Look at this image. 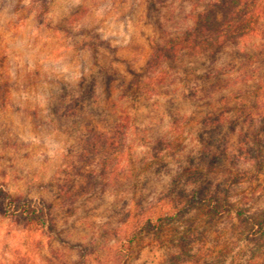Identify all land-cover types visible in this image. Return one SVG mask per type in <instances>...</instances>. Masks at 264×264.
Here are the masks:
<instances>
[{
    "label": "rangeland",
    "instance_id": "374dc122",
    "mask_svg": "<svg viewBox=\"0 0 264 264\" xmlns=\"http://www.w3.org/2000/svg\"><path fill=\"white\" fill-rule=\"evenodd\" d=\"M227 1L0 0V186L52 220L0 216V264H264V133L257 160L240 144L264 117V0L235 3L236 43L146 69ZM125 118L122 148H91Z\"/></svg>",
    "mask_w": 264,
    "mask_h": 264
},
{
    "label": "trees",
    "instance_id": "16d2710c",
    "mask_svg": "<svg viewBox=\"0 0 264 264\" xmlns=\"http://www.w3.org/2000/svg\"><path fill=\"white\" fill-rule=\"evenodd\" d=\"M242 0H229L225 3L220 4L221 8H223V15L220 21H215V17L211 18L213 24H210L211 31H213V35L206 36L204 38H196L191 34H186V36L182 38H169L165 40L161 46H157L154 52L150 56V60L147 63V68H156L163 64L164 62L174 63L176 58H178L181 54H187L190 58H195L204 55H211V57L219 51L223 46L227 43L234 44L237 40L244 35L243 27V18L247 11L244 9L239 10L235 3H241ZM254 1V0H253ZM216 8V7H215ZM202 28V27H201ZM203 29V28H202ZM202 29L198 30V32L202 31ZM215 73H207L203 74L201 78H210ZM113 81L112 76L107 77V82L110 83ZM130 87V86H129ZM132 87V86H131ZM130 87V89H131ZM252 94L254 97H262L264 98V83L256 86ZM220 116L218 115L216 118L211 117L202 119L201 125L203 127L201 135L199 137L200 141L203 140V135L205 134V128L212 130L219 129L220 127ZM207 117V116H205ZM129 124L127 118L125 121H119L116 123L113 128L108 132H98L96 128H92L89 132V144L91 143V148L96 150L97 147L113 151L119 150L124 146L125 133ZM233 131V129H232ZM210 132V131H209ZM264 133V117L262 118L260 125L254 130L251 131L247 136L240 135L241 139L240 144L247 143L253 144L255 149L253 150V154H250L252 159L257 160L260 157V139L259 133ZM211 135V141L213 135ZM93 143H92V142ZM211 145V144H210ZM245 154L249 155V152H245ZM214 201L213 196L207 194L203 198H200V201ZM46 209V210H45ZM214 209V208H213ZM227 207H222L220 210L214 209V214L219 215L221 212H226ZM241 213L237 212V215L240 216ZM0 216L10 218L13 221H21L24 226L28 229H33L36 231H42L46 228H51V218L49 217L47 208L44 206L36 207L33 206L32 202L27 200H22L20 196L13 197L0 186ZM163 218L159 216L157 218V223L155 224L156 229L161 227ZM151 222L150 219L147 220V224ZM145 225V223L143 224ZM261 226H264V211L263 218L261 220Z\"/></svg>",
    "mask_w": 264,
    "mask_h": 264
}]
</instances>
